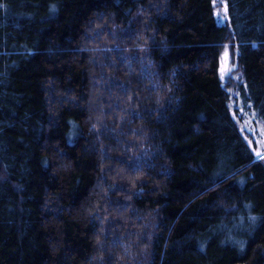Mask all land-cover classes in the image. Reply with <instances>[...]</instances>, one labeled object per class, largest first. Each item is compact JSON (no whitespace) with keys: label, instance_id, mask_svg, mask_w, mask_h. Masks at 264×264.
<instances>
[{"label":"trees","instance_id":"trees-1","mask_svg":"<svg viewBox=\"0 0 264 264\" xmlns=\"http://www.w3.org/2000/svg\"><path fill=\"white\" fill-rule=\"evenodd\" d=\"M222 3L0 0V264H264V0Z\"/></svg>","mask_w":264,"mask_h":264},{"label":"snow or ice","instance_id":"snow-or-ice-1","mask_svg":"<svg viewBox=\"0 0 264 264\" xmlns=\"http://www.w3.org/2000/svg\"><path fill=\"white\" fill-rule=\"evenodd\" d=\"M224 18L227 19L228 17V6L225 3L224 4ZM253 47H255V44H253ZM229 61V46L224 45V52L221 56V79H224L226 75L230 74L231 67L228 66ZM235 119V116L233 117ZM95 127V126H94ZM260 136L264 137V129L260 130ZM255 143L254 141H249V147L252 146V144ZM255 155L258 159H264V138L260 139L257 149L255 150ZM251 219H255V217H252Z\"/></svg>","mask_w":264,"mask_h":264},{"label":"rangeland","instance_id":"rangeland-1","mask_svg":"<svg viewBox=\"0 0 264 264\" xmlns=\"http://www.w3.org/2000/svg\"><path fill=\"white\" fill-rule=\"evenodd\" d=\"M222 2H223V0H217V5H218L217 13H218L219 17H221V16L223 17L224 16L223 15L224 13H223V10H222L223 9V3ZM221 20L222 19H220V22H221ZM229 56H230V54H229ZM229 62H230V57H229V61H228V66H229Z\"/></svg>","mask_w":264,"mask_h":264}]
</instances>
